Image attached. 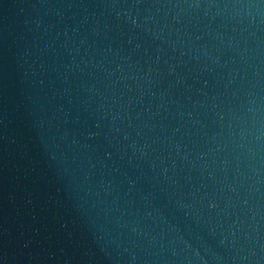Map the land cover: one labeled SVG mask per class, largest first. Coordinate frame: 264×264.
Listing matches in <instances>:
<instances>
[{
  "label": "water",
  "instance_id": "obj_1",
  "mask_svg": "<svg viewBox=\"0 0 264 264\" xmlns=\"http://www.w3.org/2000/svg\"><path fill=\"white\" fill-rule=\"evenodd\" d=\"M0 264H264V0H0Z\"/></svg>",
  "mask_w": 264,
  "mask_h": 264
}]
</instances>
